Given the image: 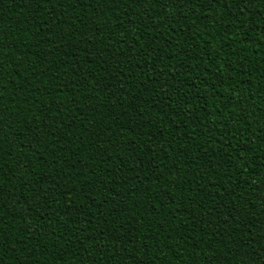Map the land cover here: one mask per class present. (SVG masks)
<instances>
[{
	"label": "trees",
	"instance_id": "trees-1",
	"mask_svg": "<svg viewBox=\"0 0 264 264\" xmlns=\"http://www.w3.org/2000/svg\"><path fill=\"white\" fill-rule=\"evenodd\" d=\"M0 115V264H264V0H0Z\"/></svg>",
	"mask_w": 264,
	"mask_h": 264
},
{
	"label": "snow or ice",
	"instance_id": "snow-or-ice-1",
	"mask_svg": "<svg viewBox=\"0 0 264 264\" xmlns=\"http://www.w3.org/2000/svg\"><path fill=\"white\" fill-rule=\"evenodd\" d=\"M5 124H6L5 118L2 115H0V131L3 130ZM23 167H25V166L22 165L21 170H23Z\"/></svg>",
	"mask_w": 264,
	"mask_h": 264
}]
</instances>
